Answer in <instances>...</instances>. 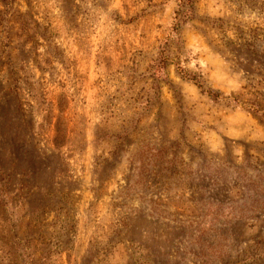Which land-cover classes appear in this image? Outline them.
Masks as SVG:
<instances>
[{"label": "rangeland", "instance_id": "rangeland-1", "mask_svg": "<svg viewBox=\"0 0 264 264\" xmlns=\"http://www.w3.org/2000/svg\"><path fill=\"white\" fill-rule=\"evenodd\" d=\"M0 264H264V0H0Z\"/></svg>", "mask_w": 264, "mask_h": 264}, {"label": "trees", "instance_id": "trees-1", "mask_svg": "<svg viewBox=\"0 0 264 264\" xmlns=\"http://www.w3.org/2000/svg\"><path fill=\"white\" fill-rule=\"evenodd\" d=\"M188 1H190V0H188ZM187 15H189V13H186V12H185V15H184V16L187 17ZM185 75H186V77H188V79H190V80H192V81H193V80L196 81L195 78H189V76H188L187 74H185ZM196 82H197V81H196ZM207 93H208V95H209L210 97H212V98H213V97H214V98L217 97V96H216L217 94L213 93L212 91H208Z\"/></svg>", "mask_w": 264, "mask_h": 264}]
</instances>
